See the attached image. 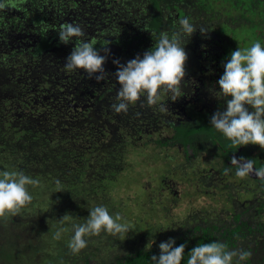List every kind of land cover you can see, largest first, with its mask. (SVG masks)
<instances>
[{
	"label": "trees",
	"instance_id": "16d2710c",
	"mask_svg": "<svg viewBox=\"0 0 264 264\" xmlns=\"http://www.w3.org/2000/svg\"><path fill=\"white\" fill-rule=\"evenodd\" d=\"M180 1L188 2V0ZM249 1L236 0L233 3V0H197L195 3L201 5L200 7L205 11H214V6L218 4L234 6L236 9L240 6L249 8ZM258 1L261 6V0ZM166 3L167 0H4L5 7L0 9V67L9 69V74L0 77V87L6 86L7 81L11 89L5 96L4 92H0V121L6 119L5 123L13 125L17 124L20 117L44 112V117L48 118L47 122L52 128H55V124H57L56 129L78 127L79 130L72 131L71 137L75 142L83 134V141L87 143L83 147L86 151L78 154L77 150L70 146L71 144L68 145L71 141H68L66 133L59 136L64 142L61 144L55 142L54 152L52 151L49 157L52 164H58V168L54 166L47 168L50 160L47 161V157L44 156L46 150L37 156L39 149H46L45 143L42 148H39V144L33 145L32 151L19 157L18 161L12 159L13 163H7L9 170L23 171L39 180L37 186L40 187L35 188H39L44 193V198L45 195H49L48 198L54 203L59 201L60 206L62 201H74L86 195L87 190L83 180L87 166L96 165L97 169L103 168L101 165L114 160L109 150L110 154L97 155L93 161L90 154L99 146H106L109 141H112V144L116 138L120 141L123 134L122 126L116 131L120 137H115L113 125L120 124L123 121L120 120L125 116L130 117L132 121L136 120L137 135L145 134L146 141L141 143L142 146L149 144L148 140L155 133L157 146L180 147L185 152V156L191 158L195 153L194 143L208 141L214 150L222 154L223 165L231 166L227 162L229 157L225 154L234 147H231L229 141L210 126V109L196 108L191 103H179V98L173 101L170 94L163 96V108L147 105L144 98L131 105L126 113H116L111 107L117 103L119 88L114 76L117 65L113 61L118 60L120 64H124L137 55L142 56L154 46L156 37L161 31L171 34L178 29L168 30L163 24L162 19L165 17L163 6L169 4ZM177 6L176 4L175 7ZM66 23L81 26L85 32L84 38L94 40L97 49L101 50V55L105 54V49L108 50L103 65L107 73L104 80L89 78L83 70L68 72L65 69L64 63L74 47V42L60 43L57 31ZM205 45V48H212L209 43ZM191 46L193 45H189L190 48ZM184 48L186 51L187 46L184 45ZM34 71H39L36 77ZM73 87H80L84 93L89 94L87 104H84L82 109L75 108L82 113V116L78 117V121L83 120L82 122L67 121L72 113L68 110L74 105L72 93L69 91ZM165 103L168 107L180 105L185 116L181 115V111L176 116L175 111L169 110L176 117V121L166 124L164 121L168 114ZM143 119L148 120V125L147 122L139 124ZM27 121L29 122L30 119ZM160 122H164L161 132L166 130L167 138L160 133V130L154 128ZM136 140H129V144H134ZM120 144L122 147L126 146L125 143ZM74 156L77 157L75 159L77 165L75 168H69L73 165L71 159ZM26 168L28 171L25 170ZM56 180L61 182L59 186L56 185ZM262 189L264 191V187ZM240 217H242L241 213L235 215L236 220ZM242 224L241 221L234 226H225L226 224L217 222L211 224L200 222L173 230L174 247L185 245V259L181 264H187V254L198 243L220 241L228 249L235 248L236 236ZM159 251V247L136 249L116 255L112 261L106 262L102 259L98 263L151 264V256H158ZM89 257L85 255L81 264H88Z\"/></svg>",
	"mask_w": 264,
	"mask_h": 264
},
{
	"label": "rangeland",
	"instance_id": "374dc122",
	"mask_svg": "<svg viewBox=\"0 0 264 264\" xmlns=\"http://www.w3.org/2000/svg\"><path fill=\"white\" fill-rule=\"evenodd\" d=\"M227 11L221 8L215 14L217 18L213 17L212 20L208 14L201 13L193 22L199 27L222 22L221 29L230 32L239 24L232 22V19L235 17L240 22V17L236 12L232 11L230 15ZM192 13L195 14L196 10ZM240 30L242 35L248 37L249 41L245 46H249L250 38L253 39L256 31L253 27ZM236 42L238 43L235 46L241 44L239 40ZM261 42L264 43V40ZM8 72L9 69L0 67V77L6 76ZM38 72L34 71V77ZM186 80L187 83L191 81L186 76L181 90L186 89ZM80 87L69 90L74 99L72 109L68 110L72 111L70 119L67 118L70 123L83 121H78L82 113L75 108L82 109L83 105L87 104L89 94L84 93ZM10 89L11 86L6 81V86L0 87V92H4L5 96ZM164 95L162 94L160 101L154 106L163 105ZM203 97L212 98L213 94L209 91L204 93ZM197 100H193V105L200 107ZM178 102L184 103V98H179ZM181 108L178 104L168 107L165 103L168 116L164 112V122L167 124L176 121V117L169 110L175 111L176 116L181 111V115L185 116ZM216 111L210 110V114ZM29 117H20L17 124L13 125L5 123L6 119L0 121V170H9L7 163L12 162V159L18 161L19 157L32 151V146L36 144H39V148H42L43 143L46 144V149H39L36 154L41 155L46 150L44 156L49 161L55 142H64L59 137L63 133H66L68 141H71L68 145L71 144L78 154L86 151L83 148L87 145L83 141V134L75 142L71 137L72 131L79 130L78 127L56 129L55 124V128H52L47 122L48 118L44 117V112ZM27 119L32 121L29 123ZM120 121L122 122L116 124L117 126L113 125L115 137H120L116 131L122 126L120 141L118 138L114 139L113 144L109 141L106 146L101 145L90 154L93 161L97 155L105 156L110 151L114 160L101 165L103 168L97 169L96 165L87 166L83 180L87 190L85 196L74 201H62L59 206V201L56 202L57 205L48 198L49 195L44 198V193L35 188L40 186H29L33 200L16 213L0 216V264H81L85 255L90 256L88 264H100L98 261L102 259L109 262L116 255L128 251L158 247L161 242L172 238L173 230L181 226L187 227L200 222L234 226L240 221L243 224L236 236L237 246L233 249L251 253L250 257L240 264H264V191L258 181L249 177L240 179L235 176L234 169L226 175L222 171L225 166L221 156L208 141L194 143L195 153L191 158H187L178 146H157L155 133L148 140L149 144L142 146L141 143L146 141V138L145 134L137 135L136 120L132 121L130 117L125 116ZM144 122L148 125V120L144 119L139 124ZM163 123L160 122L154 128L160 130L167 138L168 132H161ZM30 131L31 133H28ZM132 139L136 141L130 145L129 140ZM121 142L126 146L122 147ZM76 158L74 156L71 159L74 166L69 168H75ZM52 166L58 168V164H52L50 160L47 168H53ZM25 170L28 171L27 168ZM100 204L107 206L110 213H120L130 230L126 235L112 236L101 233L100 236L91 237L85 249L73 254L68 248L72 235L70 223H82L89 215V209ZM238 213H241L242 217L236 220L235 215ZM64 215L70 216L71 220H60ZM61 227L69 230L64 231L59 240L54 239V234ZM163 229L166 230L162 231Z\"/></svg>",
	"mask_w": 264,
	"mask_h": 264
},
{
	"label": "clouds",
	"instance_id": "9594fccd",
	"mask_svg": "<svg viewBox=\"0 0 264 264\" xmlns=\"http://www.w3.org/2000/svg\"><path fill=\"white\" fill-rule=\"evenodd\" d=\"M3 7L4 0H0V9ZM197 30L202 35L208 32L207 28L198 27L190 17L185 16L179 20L176 31L171 34L161 31L154 46L142 56L137 55L125 64L114 60L113 63L117 65L114 76L119 88L117 103L111 105L112 109L116 113H126L141 98L147 105L153 106L158 104L162 94H170L173 101L182 96L180 86L188 58L184 41L190 39ZM57 34L60 43L74 42L64 63L68 72L83 70L89 78L94 77L97 81L106 78L103 65L108 55L107 49L101 55L96 42L85 39V32L78 24L66 23ZM223 68V74L216 82L219 91L213 90L212 94L223 100L224 107L222 111L217 110L212 114L210 126L229 141L235 150L249 144L264 149V43L258 39L249 46L238 47L229 54ZM256 161L233 157L231 166L226 167L224 173H231L234 167L236 177L245 179L254 175L264 182V165L257 167ZM39 183V180L23 171L0 170V216L16 213L30 203L33 195L29 186L35 187ZM55 183L57 186L61 184L59 180ZM60 220L70 221L71 218L64 215ZM67 230L65 227L58 229L54 239L59 240ZM70 230L72 235L68 248L73 254H78L87 247L89 238L100 236L101 233L126 235L130 228L120 213H110L107 206L100 204L89 209V215L82 223L71 222ZM174 245L173 238L161 242L158 245L159 255L151 256V264H181L185 259V245ZM250 255L248 251L228 249L223 242L212 241L198 243L192 248L187 254V264H240Z\"/></svg>",
	"mask_w": 264,
	"mask_h": 264
},
{
	"label": "flooded vegetation",
	"instance_id": "af4514ba",
	"mask_svg": "<svg viewBox=\"0 0 264 264\" xmlns=\"http://www.w3.org/2000/svg\"><path fill=\"white\" fill-rule=\"evenodd\" d=\"M235 1L236 0H233V3H235ZM195 2H197V0H188L187 3L180 0L178 2H176V0H167V3L169 4L168 6H163L165 17L162 19L165 28L168 30L178 28L179 20L183 17L188 16L192 19V21H194L195 17H199V14L201 13H204V15L208 14L209 19L212 20L213 17L217 18V15L215 14H217L216 12H218L221 8L228 10L227 14L232 15L233 12H236L240 17V22H238L235 17L232 19V22L239 23L240 25L238 24L236 27L232 28L230 32L221 29L222 22L212 25L204 24L202 27L208 29L207 33L202 35L200 31L197 30L193 33L192 38L184 41L185 46H187L186 52L189 55L187 58L189 61L186 60L184 65V78L187 76L188 79H191V81L187 83L186 80V89L181 91L182 96L179 97L180 100L184 98V103L193 104V100L198 99L197 102L200 107L196 108H205L206 110L210 109L213 111L222 110L224 107L223 100H219L214 96L212 98L205 99L203 94L209 91L213 92V90L219 91L216 82L223 74V64L226 62L229 54L238 47H245V44L249 41L248 37L241 34V28L245 29L247 27H253L256 31V33L252 36L253 39L250 38V44L252 41L258 39L260 41L264 40V0H261V6H259L260 4L258 0H250L249 8H243L240 6L236 9L234 6L230 5H225L226 7L217 5L214 6V11H205L200 7L201 5H197ZM176 4L178 5L177 7H175ZM241 7L243 9H241ZM194 10H196L195 14L192 13ZM238 40L241 44L239 46H235L238 43L236 42ZM207 43L211 44L212 48H205V44ZM189 45L193 46L190 48ZM217 138L220 139L219 137ZM216 152L219 156H222L220 152ZM236 154L237 157L235 158L237 159L244 157L245 159L257 160V167L264 165V149H261L258 145L249 144L246 146H240L236 150L235 148L231 149L225 154L229 157L227 162L231 164V159L236 156ZM249 178L251 180L258 181L261 184V188L264 187V182H261L259 179L251 176Z\"/></svg>",
	"mask_w": 264,
	"mask_h": 264
},
{
	"label": "water",
	"instance_id": "95a60500",
	"mask_svg": "<svg viewBox=\"0 0 264 264\" xmlns=\"http://www.w3.org/2000/svg\"><path fill=\"white\" fill-rule=\"evenodd\" d=\"M234 157H237V154H236V156H234ZM251 177L255 178V176H254V175H252Z\"/></svg>",
	"mask_w": 264,
	"mask_h": 264
}]
</instances>
